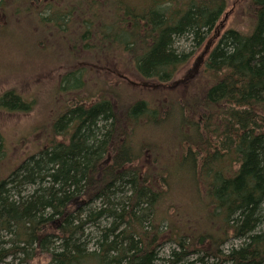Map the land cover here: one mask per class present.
Masks as SVG:
<instances>
[{
	"label": "trees",
	"instance_id": "trees-1",
	"mask_svg": "<svg viewBox=\"0 0 264 264\" xmlns=\"http://www.w3.org/2000/svg\"><path fill=\"white\" fill-rule=\"evenodd\" d=\"M228 5L0 0V39L14 27L21 30L24 19L38 25L42 37L91 51L98 61L116 60L143 80L165 85L188 62L177 42L201 46ZM243 9L249 31H223L201 63L207 84L197 92L190 85L186 99L173 104L184 117L178 124L184 135L174 136L182 152L163 169L141 164L144 149L158 145L154 131L169 116L170 102L168 111L146 100L115 107L100 95L52 118L47 145L0 173V264H29L43 253L49 264H193L187 260L193 254L198 264H264V0H246ZM87 68L63 74L61 92H85ZM196 74L192 69L187 78ZM0 110L31 106L8 91L0 96ZM137 129L151 130L154 141L135 138ZM4 148L0 137V154ZM175 161L183 178L171 168ZM177 180L192 188L190 204L202 217L196 227L164 210ZM230 239L240 243L223 249ZM168 242L177 249L160 257L157 248Z\"/></svg>",
	"mask_w": 264,
	"mask_h": 264
},
{
	"label": "rangeland",
	"instance_id": "rangeland-1",
	"mask_svg": "<svg viewBox=\"0 0 264 264\" xmlns=\"http://www.w3.org/2000/svg\"><path fill=\"white\" fill-rule=\"evenodd\" d=\"M245 2L246 0H229L225 14L221 16L217 27L206 35L201 46H195L190 39L177 42L178 51L188 56V62L181 66L165 85L156 84L155 80H143L135 72H130L132 71L130 66L126 67L116 60L103 58V62L98 61L91 51L83 50L79 46L72 49L71 46L42 37L38 25H29L24 19L22 21L19 19L22 24L19 23L18 27L21 30L14 27L16 31L14 34L0 39V96L8 91L19 93L29 102L31 110L26 112L0 110V137L5 145L0 154V173L8 174L27 156L47 145L50 138L47 126L57 113L78 103L86 106L93 104L100 95L106 99L110 98L115 107H123V104L136 100L151 102L150 107H167V103L170 102L168 107L173 108L169 116L159 130L154 131L158 145L156 143L157 147L154 150L149 146L144 149L146 164L141 165L157 171L163 169L165 162L177 160L182 152V144L174 142V136L177 140L184 135V130L178 127L184 117L180 108L174 107L173 104L186 99L190 85H193L197 92L200 85L207 84L209 80L201 68L203 66L201 63L223 31L226 29L249 31L251 24L244 14ZM25 23L27 25H23ZM84 66L89 69L84 79L85 92L62 93L60 83L63 74ZM192 69L197 70L196 76L187 78V72ZM185 113L189 114L187 111ZM199 115L201 113L196 116ZM170 127H173L175 135H169ZM135 133V138L145 136L147 137L145 141H154L151 138V130L147 133L137 129ZM56 139L61 141L65 138L57 136ZM171 168L183 178L185 172L183 167L179 166V162L172 163ZM182 184L183 180L176 181L164 210L173 218L176 215L177 222L187 223L189 228L196 227L202 222V217L198 209H193V205L190 204L192 188L188 184L186 186ZM239 243L238 240L230 239L222 248L228 249ZM171 249H177L176 245L168 242L157 248V251L160 257H166ZM196 257L193 254L187 260L198 264L195 263ZM49 261V255L43 253L29 264H49Z\"/></svg>",
	"mask_w": 264,
	"mask_h": 264
}]
</instances>
